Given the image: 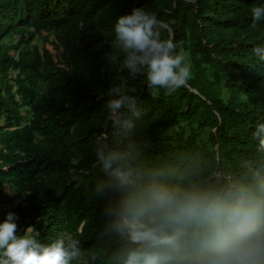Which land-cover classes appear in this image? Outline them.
<instances>
[{
  "label": "trees",
  "instance_id": "obj_1",
  "mask_svg": "<svg viewBox=\"0 0 264 264\" xmlns=\"http://www.w3.org/2000/svg\"><path fill=\"white\" fill-rule=\"evenodd\" d=\"M255 6L264 0H0V196L19 232L33 226L44 244L72 234L107 264L114 245L101 236L92 165L108 130V90L122 81L142 112L135 139L149 169L204 183L241 174L242 158L260 155L252 132L264 123V62L251 53L264 46V20L252 26ZM133 8L166 21L177 50L189 53L185 87L150 90L108 60L113 25ZM35 36L51 37L54 53Z\"/></svg>",
  "mask_w": 264,
  "mask_h": 264
},
{
  "label": "clouds",
  "instance_id": "obj_2",
  "mask_svg": "<svg viewBox=\"0 0 264 264\" xmlns=\"http://www.w3.org/2000/svg\"><path fill=\"white\" fill-rule=\"evenodd\" d=\"M251 16L255 27L264 6L253 7ZM112 31L106 56L129 77L143 76L150 90L169 94L188 84L189 53L177 50L171 27L155 13L133 8ZM251 53L264 62V46ZM125 83L108 90V130L95 140L92 165L101 236L114 245L107 264H264V123L252 132L260 155L242 158L241 174L230 179L204 183L152 170L135 139L142 112ZM18 219L9 212L0 223V264H96L97 252L79 238L66 234L44 244L33 226L21 234Z\"/></svg>",
  "mask_w": 264,
  "mask_h": 264
},
{
  "label": "rangeland",
  "instance_id": "obj_3",
  "mask_svg": "<svg viewBox=\"0 0 264 264\" xmlns=\"http://www.w3.org/2000/svg\"><path fill=\"white\" fill-rule=\"evenodd\" d=\"M31 32H32V29H30L28 32H27V35L30 36L31 35ZM52 40V38L50 37L49 38V42H44L41 38H39L38 36H35L34 37V40L32 41L33 44H36L38 45V48L39 50L42 49V47H45L46 49H48L51 53H54V49L52 47V44L50 43V41ZM9 42H13L14 43V40H11ZM186 132H188V128H186ZM1 190L6 194V195H9L8 192H11V190H9V188L7 186L1 188ZM12 203L10 204L7 199L3 198L0 196V217H3V215H7L8 210L10 207H12Z\"/></svg>",
  "mask_w": 264,
  "mask_h": 264
}]
</instances>
